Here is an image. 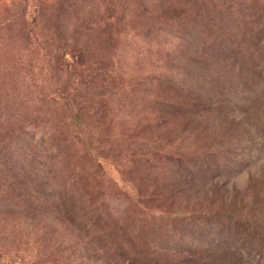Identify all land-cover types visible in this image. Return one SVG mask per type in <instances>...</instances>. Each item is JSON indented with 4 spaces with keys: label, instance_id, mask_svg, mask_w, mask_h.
<instances>
[{
    "label": "rangeland",
    "instance_id": "obj_1",
    "mask_svg": "<svg viewBox=\"0 0 264 264\" xmlns=\"http://www.w3.org/2000/svg\"><path fill=\"white\" fill-rule=\"evenodd\" d=\"M0 264H264V0H0Z\"/></svg>",
    "mask_w": 264,
    "mask_h": 264
}]
</instances>
